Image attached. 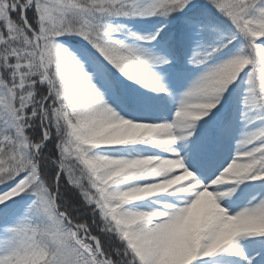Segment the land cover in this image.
Listing matches in <instances>:
<instances>
[{
	"label": "snow or ice",
	"instance_id": "snow-or-ice-1",
	"mask_svg": "<svg viewBox=\"0 0 264 264\" xmlns=\"http://www.w3.org/2000/svg\"><path fill=\"white\" fill-rule=\"evenodd\" d=\"M0 264H264V0H0Z\"/></svg>",
	"mask_w": 264,
	"mask_h": 264
}]
</instances>
